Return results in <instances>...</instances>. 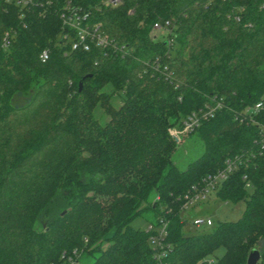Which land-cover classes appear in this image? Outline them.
I'll return each mask as SVG.
<instances>
[{"label": "trees", "instance_id": "obj_1", "mask_svg": "<svg viewBox=\"0 0 264 264\" xmlns=\"http://www.w3.org/2000/svg\"><path fill=\"white\" fill-rule=\"evenodd\" d=\"M31 1L0 0V264H155L130 226L142 215L165 222L167 264H246L252 250L264 264V147L244 117L260 102L264 125V0ZM66 3L122 50H70ZM215 102L178 170L168 130ZM227 159L214 196L242 201L240 217L183 233L181 197Z\"/></svg>", "mask_w": 264, "mask_h": 264}, {"label": "built area", "instance_id": "obj_2", "mask_svg": "<svg viewBox=\"0 0 264 264\" xmlns=\"http://www.w3.org/2000/svg\"><path fill=\"white\" fill-rule=\"evenodd\" d=\"M13 1L20 7L32 5L31 0ZM117 2L118 0H108L106 4L113 5ZM56 14L60 23L62 40L69 45L70 50L82 52H88L91 49H95L97 51L110 49L114 52H120L122 50L121 47H118L115 43L98 31V25L88 24L87 14L82 12L80 9L66 3ZM153 31L154 34L159 33L156 35L163 37L167 44L172 42V31L169 28L168 23H164L163 25H154ZM9 38L10 36L8 33L3 34L0 42V48H7L9 45ZM38 59L40 62H44L47 59V52H40ZM219 107L220 104L215 102L211 107H206L202 110L190 113L187 118L181 122L179 129L170 128L168 130L169 137L174 144L177 145L179 143V135L191 134L198 127L201 120L210 118L213 113L219 109ZM261 108L262 103L259 102L254 104L245 111L244 117H248L247 119L257 126V138L255 142L262 149L264 147V125H258L252 121V116L256 115ZM243 118H241L240 121H242ZM236 164L235 159H227L224 161L221 169L212 174L205 175L197 184L191 186L190 189L181 197L182 213L189 208L194 207L196 204L205 202L209 195H214L221 184L224 183L229 175L235 170ZM245 187H249V185L245 184ZM190 224L196 229L208 228L212 226V220L208 217L202 218L194 216L190 220ZM165 227V222L159 219L157 225L154 226L147 224L145 228V232L148 233L147 242L152 250V258L155 264H167L164 261L168 249V246L164 242L166 236ZM73 254L74 253H72V255ZM67 260L70 263H73L71 257H68ZM208 263H211V260H209Z\"/></svg>", "mask_w": 264, "mask_h": 264}, {"label": "rangeland", "instance_id": "obj_3", "mask_svg": "<svg viewBox=\"0 0 264 264\" xmlns=\"http://www.w3.org/2000/svg\"><path fill=\"white\" fill-rule=\"evenodd\" d=\"M92 115L100 123H103L106 119L105 116L102 114L101 110L97 108L93 109ZM178 141L179 143L177 145L175 144V150L171 154V159L178 168V170H183L190 161L194 160L201 154L202 146L193 134L179 135ZM242 211V201L236 203L222 202L211 194L205 202L196 204L194 207L189 208L188 210L182 213L183 218L186 220L182 231L185 234H194L202 229H195L191 226L190 220L194 216H199L202 218L208 217L212 220L214 224H216L224 221H236L240 217ZM146 225L147 220H145L144 215L135 218L131 221L130 224L131 227L139 228L141 230H145ZM221 252V250H217L215 255L219 257L221 255Z\"/></svg>", "mask_w": 264, "mask_h": 264}, {"label": "water", "instance_id": "obj_4", "mask_svg": "<svg viewBox=\"0 0 264 264\" xmlns=\"http://www.w3.org/2000/svg\"><path fill=\"white\" fill-rule=\"evenodd\" d=\"M80 89V85H78V91ZM259 259V254L256 250H252L247 258H246V264H256Z\"/></svg>", "mask_w": 264, "mask_h": 264}]
</instances>
